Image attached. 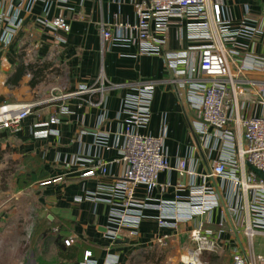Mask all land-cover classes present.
I'll list each match as a JSON object with an SVG mask.
<instances>
[{
	"label": "crops",
	"instance_id": "obj_1",
	"mask_svg": "<svg viewBox=\"0 0 264 264\" xmlns=\"http://www.w3.org/2000/svg\"><path fill=\"white\" fill-rule=\"evenodd\" d=\"M134 1L146 0H0V35L3 30L10 33L8 43L0 45V105L34 104L16 132L0 129V167L17 161L21 168L13 178L20 184L17 191L0 190V264H183L184 259H193L195 244L188 233L199 221L217 237V248L197 258L203 264H210V259L235 264L237 253L251 250L264 258V233L255 234L250 242L243 227L234 224L228 208L235 200L225 187L210 213L175 225L170 218L177 209L170 204L175 195L182 201L190 195V186L196 188L201 182L199 175L179 176L178 161L184 160L187 168L201 174L208 170L210 159L221 154L201 147L195 132L200 119L186 102V85L166 67L162 52L139 54L135 45L102 40L101 29L124 34L116 25L137 21ZM228 3L234 23L245 20L259 31L250 39L258 40L256 51L262 53L264 0ZM59 15L69 24L67 31L39 22ZM177 33L174 27L169 30L163 51L190 43L177 39ZM250 41L237 39L239 45ZM36 67L44 77L31 85V70ZM230 67L235 70L236 64L230 61ZM99 76L105 79L102 85ZM146 82L153 84L149 118L136 129L162 137L173 169L158 174V185L136 233L123 229L111 238L107 187L112 176L125 170L123 130L131 108L128 98L135 93L132 87ZM81 88L91 90L81 93ZM53 115L54 124L37 126ZM39 129L46 130L44 136H35ZM95 162L104 163L109 174L83 175ZM165 182H170L167 188ZM177 182L182 184L180 189ZM94 194L98 199H93ZM15 196L19 198L13 202ZM136 197H144L142 185L136 187ZM159 202L166 206L161 211L156 207ZM22 210L35 216L31 228L21 229L16 218L4 222ZM157 215H165L168 225H159ZM163 235L168 236L164 244L157 243ZM68 238L73 239L69 245ZM70 246L76 254L64 255Z\"/></svg>",
	"mask_w": 264,
	"mask_h": 264
},
{
	"label": "built area",
	"instance_id": "obj_2",
	"mask_svg": "<svg viewBox=\"0 0 264 264\" xmlns=\"http://www.w3.org/2000/svg\"><path fill=\"white\" fill-rule=\"evenodd\" d=\"M228 1H134L137 21L117 24L124 34L101 29V37L103 41L135 45L139 54L162 52L166 67L186 85V102L190 110L201 120L195 127L201 147L209 152L219 150L221 154L218 158H211L208 170L201 174L187 168L184 160L178 161L176 170L179 176L194 178L199 175L201 182L196 188L195 184L189 185L190 195L184 200L181 201L182 197L177 193L170 202L177 207L170 216L174 225L210 213L218 206L220 189L225 187L235 200L228 208L233 222L243 227V234L251 242L255 234L264 233V180L246 164L264 174V43L262 53H258V40L250 37L259 31L245 20L234 23ZM248 11L246 8L245 14ZM39 22L53 30L69 29L68 22L60 15L42 18ZM173 27L178 30L177 39L185 38L190 43L181 49L163 51L166 34ZM9 36L10 33L3 30L0 45L7 44ZM244 37L251 41L239 45L237 39ZM230 61L236 64L235 70H231ZM104 80L103 76L98 77L101 85ZM152 87L150 82L132 87L135 93L128 98L131 108L124 119L122 146L125 170L123 174L111 177L107 187L110 198L105 199L112 206L108 230L111 238L123 229L130 234L136 233L145 217L144 209L150 206L148 202L158 185V174L173 169L163 150L162 137L143 135L136 129L148 121ZM89 90L81 88L80 92ZM33 107V103L0 105V129L16 132ZM56 121L53 115L37 126ZM45 132L39 129L34 134L41 137ZM100 144L108 148L103 139ZM96 172L109 174L104 163L95 162L88 165L83 175L92 176ZM139 185L144 187L141 200L136 197ZM169 185L170 182H165L163 188ZM181 186L180 182L176 183L178 189ZM93 199H98L96 194ZM156 207L161 211L166 206L159 202ZM156 220L161 226L168 225L165 215H157ZM167 238L163 235L156 242L164 244ZM188 238L195 244L193 259H184L183 264H203L197 260L200 254L217 248L215 233L203 227L201 221L189 230ZM65 242L69 245L73 239L68 238ZM235 264H264V258L251 250L242 255L237 253Z\"/></svg>",
	"mask_w": 264,
	"mask_h": 264
},
{
	"label": "rangeland",
	"instance_id": "obj_3",
	"mask_svg": "<svg viewBox=\"0 0 264 264\" xmlns=\"http://www.w3.org/2000/svg\"><path fill=\"white\" fill-rule=\"evenodd\" d=\"M18 164L19 163L17 161H11L9 165H5L4 167H0V190L1 191H5V192L8 191L10 194L17 191L18 185H20V184H18L15 180H13V178L19 174V171L21 169L20 165H18ZM18 198L19 197L15 196L14 198H12V201L15 202V201H17ZM22 202L24 203V201H22ZM22 202H21V204H22ZM27 205H28L27 206L28 208L32 207L30 204H27ZM18 217H19V219H18ZM12 218H14V220L16 218L18 220L17 223L20 222V224H21L20 225L21 229L26 227V230L31 228V223L35 221V219H34L35 216L28 215L25 210H22L21 213L17 214V216L9 217V218L6 217V220L4 222L5 223L13 222L14 220L12 221ZM27 227H28V229H27ZM23 232L24 231L23 230L21 231L20 227H19L18 234L21 235V238L24 236L22 234ZM210 260H209L210 264L215 263V262H211ZM139 264H142V263H139ZM143 264H145V263H143ZM170 264H172V263H170ZM215 264H217V263H215Z\"/></svg>",
	"mask_w": 264,
	"mask_h": 264
},
{
	"label": "trees",
	"instance_id": "obj_4",
	"mask_svg": "<svg viewBox=\"0 0 264 264\" xmlns=\"http://www.w3.org/2000/svg\"><path fill=\"white\" fill-rule=\"evenodd\" d=\"M20 70V74L23 73V70L19 67L18 68ZM31 74H32V78H31V81H30V84L31 85H34L35 82L41 80L43 77H44V73L42 71L41 68H32L31 70ZM64 255H67V256H70L71 254L74 255L76 254V248L70 246L69 249H66L64 252Z\"/></svg>",
	"mask_w": 264,
	"mask_h": 264
},
{
	"label": "water",
	"instance_id": "obj_5",
	"mask_svg": "<svg viewBox=\"0 0 264 264\" xmlns=\"http://www.w3.org/2000/svg\"><path fill=\"white\" fill-rule=\"evenodd\" d=\"M199 121H201V120H199ZM246 164L249 166V168H250L252 171H254L259 177H261V178L264 180V174H263L259 169H257V168H255V167L251 166V165L248 164V163H246Z\"/></svg>",
	"mask_w": 264,
	"mask_h": 264
}]
</instances>
